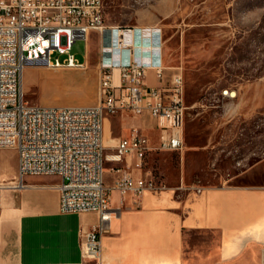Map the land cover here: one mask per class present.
<instances>
[{"label": "built area", "instance_id": "built-area-1", "mask_svg": "<svg viewBox=\"0 0 264 264\" xmlns=\"http://www.w3.org/2000/svg\"><path fill=\"white\" fill-rule=\"evenodd\" d=\"M92 30L99 36L97 102L28 103L21 84L24 67L85 68L86 59L77 60L71 49L77 39L87 42ZM163 44L159 25L106 24L104 0H0V147H13L17 153L13 187H24L28 175H54L61 212L96 213L97 223L79 230L85 259L98 262L102 257L101 237L111 216L112 189L122 197L162 190L153 179L132 176L127 169L111 187L104 184L106 159L122 161L134 155L140 167L146 151L153 149L133 127L129 137L115 139V152L105 155V118L121 112L134 117L147 114L159 128L157 148L181 151L184 147L181 73L171 76L169 86L145 81L148 69L154 70L156 79H163Z\"/></svg>", "mask_w": 264, "mask_h": 264}, {"label": "rangeland", "instance_id": "rangeland-1", "mask_svg": "<svg viewBox=\"0 0 264 264\" xmlns=\"http://www.w3.org/2000/svg\"><path fill=\"white\" fill-rule=\"evenodd\" d=\"M104 20L161 26L165 86L174 73L183 78L184 147L146 155L157 184L178 187L177 194L222 183L264 185V0H104ZM98 49L92 30L87 42L77 39L71 49L77 60L86 59L85 68L26 65L25 99L38 106L95 102ZM114 143L104 134L105 153ZM16 159L13 147H0V183L12 184ZM32 178L56 181L54 175ZM218 240L217 231H188L185 250L216 248Z\"/></svg>", "mask_w": 264, "mask_h": 264}, {"label": "crops", "instance_id": "crops-1", "mask_svg": "<svg viewBox=\"0 0 264 264\" xmlns=\"http://www.w3.org/2000/svg\"><path fill=\"white\" fill-rule=\"evenodd\" d=\"M164 69L161 81L148 69L146 83L165 85ZM96 102L97 98L95 102L89 99L87 104ZM115 115L119 123L113 121V125L110 117ZM115 115L105 118L103 136L113 141L127 138L137 127L148 145L159 149L155 119L147 114ZM113 146L107 153L105 146V155L115 152ZM151 150L146 151L140 167L134 155L122 161L106 159L104 184L111 187L125 169L132 176L157 183L146 160ZM16 171L17 159L12 184L0 183V264H264V185L222 183L180 194L175 187L124 197L112 189L111 216L101 237L102 257L96 262L82 256L79 230L97 223L98 215L61 212L56 176L50 182L28 175L24 187L14 188ZM188 231L219 232L217 247L186 252L184 235Z\"/></svg>", "mask_w": 264, "mask_h": 264}, {"label": "bare ground", "instance_id": "bare-ground-1", "mask_svg": "<svg viewBox=\"0 0 264 264\" xmlns=\"http://www.w3.org/2000/svg\"><path fill=\"white\" fill-rule=\"evenodd\" d=\"M233 95V92L231 93V96Z\"/></svg>", "mask_w": 264, "mask_h": 264}]
</instances>
